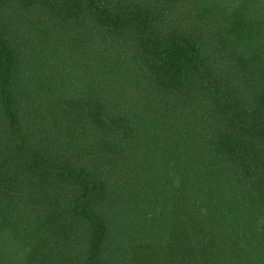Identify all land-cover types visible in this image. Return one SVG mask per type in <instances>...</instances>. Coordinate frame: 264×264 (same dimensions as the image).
Segmentation results:
<instances>
[{
	"label": "trees",
	"instance_id": "trees-1",
	"mask_svg": "<svg viewBox=\"0 0 264 264\" xmlns=\"http://www.w3.org/2000/svg\"><path fill=\"white\" fill-rule=\"evenodd\" d=\"M0 264H264V0H0Z\"/></svg>",
	"mask_w": 264,
	"mask_h": 264
}]
</instances>
